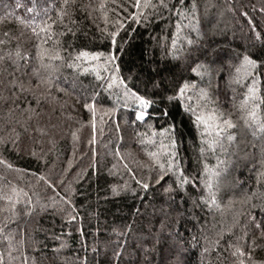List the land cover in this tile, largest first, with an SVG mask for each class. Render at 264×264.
<instances>
[{
	"label": "trees",
	"instance_id": "trees-1",
	"mask_svg": "<svg viewBox=\"0 0 264 264\" xmlns=\"http://www.w3.org/2000/svg\"><path fill=\"white\" fill-rule=\"evenodd\" d=\"M164 2L141 0L149 7L137 24L127 19L135 0H69L62 22L63 0H0V264H234L230 245L252 252L246 264L264 261V132L245 122L254 104L264 121V44L248 23L264 32V0ZM48 17L57 23L42 47L64 58L52 62L50 87L37 54L45 35L31 31ZM117 19L125 27L114 50L108 33ZM81 50L115 51L127 88L153 101L143 120L124 85L109 89L103 69L97 79L103 58L75 60ZM245 54L255 68L244 66ZM148 76L164 77V90L146 87ZM93 96L95 117L83 106ZM213 111L234 125L219 137L215 120H196ZM170 158L188 178L183 187L167 168L156 182L157 160ZM13 187L15 215L2 198Z\"/></svg>",
	"mask_w": 264,
	"mask_h": 264
},
{
	"label": "snow or ice",
	"instance_id": "snow-or-ice-1",
	"mask_svg": "<svg viewBox=\"0 0 264 264\" xmlns=\"http://www.w3.org/2000/svg\"><path fill=\"white\" fill-rule=\"evenodd\" d=\"M69 3V0H63V7L59 10H57V16L58 19L62 22L63 19L68 15L66 8L67 5ZM20 5H17V7H19ZM160 6L161 7H167V4L164 2V0H160ZM105 7V5L103 3H101L100 8L103 9ZM121 8H123V5L120 6ZM130 7H134L135 10L131 11L130 14L127 16L128 20H132L135 21L137 24H139L141 22L142 17L144 19H146V15H144V13L142 12V8H147L149 7V5L147 3H144L143 6L141 5V0H135V4L131 5ZM153 7H155V5H153ZM29 11H32V9H29ZM245 16H247V13H244ZM105 19L107 21V13H105ZM25 23H27L25 21ZM33 24H35V21H32ZM57 23L56 20H52L51 17H48L46 20L42 21L41 24L38 27H32L31 31L37 36L40 37L41 33H43L45 35V38H42L40 40V43L37 45L38 48V56L41 59V66L49 69V74L48 77H46L42 83L48 85L49 87L51 86V81L54 78L53 77V73L56 71V67L55 64L52 63L53 61L56 60H63L64 58L60 55L59 51H54L48 48H44L42 47V45L47 44L50 38V35L52 34V26L55 25ZM71 23L75 24L74 21H71ZM249 26L251 28V30L254 32V38L255 40L259 41L261 44H264V32H260V31H256V25L252 22L251 18H249L248 20ZM125 27V23L123 19H117L115 21V30L111 31L108 33V35L111 38V44L113 46V49L115 50L116 48H118L119 46L117 45V37L120 33V31ZM69 32L72 31L71 28L68 29ZM105 31H107V29H105ZM5 35L7 36L8 33H5ZM61 35H63V33H61ZM6 43V41L4 40H0V44ZM175 43V42H173ZM189 43H192L191 40H189ZM9 56H11V53L8 54ZM16 56L18 59H20V51L19 49H17L16 51ZM47 58V60L49 61L48 63H43L44 59ZM91 59V60H97L99 61L101 58H103V64H97L94 68V70L96 71V76L97 79H103V77H101L100 75V69H103L104 71H106L108 73V79L106 81L107 83V87L109 89H111L114 84L119 83L124 85L125 87V97H129L131 96L132 98H134L140 105L141 109L140 111H138L136 113V117L138 120H143L145 118V116L147 115V113L143 110V109H147L149 108V106L153 103V101L146 99L145 96L140 95L138 92H134L131 91L130 89L127 88V85L123 79L122 76H120V65L117 63V56L115 55V51H113L112 53H109L107 56H105L104 53H90L87 51H83L81 50L79 53H77L75 60H80V59ZM4 57L0 56V60H3ZM23 59H25V61L27 60V54H25V56L23 57ZM17 61H14V63H16ZM243 63L245 67H251V68H255L256 64H257V60L253 59L252 57H250L249 55L245 54L243 56ZM69 67H77L78 65L75 63V61L69 63L68 65ZM153 71H155V69H153ZM129 79H131V77H129ZM16 81H13V84H15ZM151 85L152 89L154 90H158V91H163L164 90V85H165V78L164 77H160L159 79H153L151 76H148L145 80V85L146 87L148 85ZM255 84V82H254ZM188 85L187 83H185L179 90L178 95L180 97L183 98L184 96V92L187 89ZM20 91L23 92L25 91L23 85H20ZM61 91H63V89H61ZM257 92V89L255 88V86H252L249 88V97H246L245 99H249V98H253L255 97V94ZM172 97H169V99H171ZM84 108L86 109H90L93 113V117H95V112H96V101H95V96H93L91 98V102L90 103H84ZM127 106V105H125ZM17 108H19V105H16ZM243 107V105H242ZM259 107L258 105H253V110L249 111L247 113V119H246V123L248 122V119H251L254 123L259 125V130L261 132H264V121L258 120L257 118V112H256V108ZM191 110V109H190ZM208 119H212L216 121L215 124V132L217 134V136H221L223 135L224 131L227 128H231L234 127L231 119H223V113H221L219 116H217L215 114V112L213 111V113H211L209 115L208 118H205V116L203 115H197L196 116V120L197 123L199 125V123L203 122L205 125L208 124ZM101 123H103V121L101 120ZM92 127H93V139L92 142H95V128H96V123H95V119H93L92 121ZM168 131V130H165ZM207 131V128H206ZM101 134H102V130H101ZM2 139V138H0ZM229 140L232 139L231 136L228 137ZM172 145H175V140H172ZM216 145V140H213L210 142V147L211 148H215ZM203 151V149H202ZM116 155L119 156V149H117ZM150 155H152L153 157H155L157 154L156 153H151ZM176 155V153L173 151L171 153H169V157H174ZM123 157H121L122 159ZM71 163V162H70ZM157 165L159 166L160 172L161 174L159 175L158 179H157V183L160 182V180L163 179V173L165 168H167L168 171H173L176 170L178 172L177 175V182L178 184L183 187L184 184L188 183V178L185 177L183 175V170L179 169L178 164H176L174 162V160H172L171 158L168 160L167 164L165 165L164 163H161L159 160H157ZM7 167L11 168L12 165L11 164H7ZM129 171H131V169H129ZM219 173L212 171L211 172V176H218ZM50 186L55 187V185L51 184V181L48 182ZM137 184H139L141 187H143L144 189L149 188V183L144 182L143 180H137ZM208 187L211 188L212 187V182L211 179H209L208 182ZM12 194L10 195H5L2 198L6 201L9 202V210L13 212V215H15V209H16V204L19 203V200L13 199V195H17L18 196V192L17 189L15 187L12 188L11 190ZM29 204L31 203V199L29 198L27 201ZM211 202L214 203L215 202V196H213L211 198ZM68 204H71V201H67ZM74 211V209H73ZM70 220H75V216L74 215H70L69 216ZM256 228L260 229L261 228V224L257 223L256 224ZM4 232V226L0 225V233ZM4 239L8 240L9 242V247H11V243H12V237L11 235L5 236ZM217 244L219 243V241L216 242ZM253 243H255V241H253ZM230 247L234 248V251L232 252L233 257H237V260L234 261V264H246V260L244 259L245 257H248L249 259H251L252 257V252L248 251L245 252V250L242 247L239 246H235V245H230ZM0 260H2V256H0ZM24 264H27V258H25V262ZM85 264H87V261L85 259ZM252 264H257L256 261H252ZM259 264H264V261L259 262Z\"/></svg>",
	"mask_w": 264,
	"mask_h": 264
},
{
	"label": "rangeland",
	"instance_id": "rangeland-1",
	"mask_svg": "<svg viewBox=\"0 0 264 264\" xmlns=\"http://www.w3.org/2000/svg\"><path fill=\"white\" fill-rule=\"evenodd\" d=\"M34 5V4H33ZM41 6V5H40ZM34 8H37V6L35 5V6H33V7H28V10L29 9H34ZM249 125H246V129L249 131L250 130V132H252L251 131V129L248 127ZM252 134H253V132H252Z\"/></svg>",
	"mask_w": 264,
	"mask_h": 264
}]
</instances>
